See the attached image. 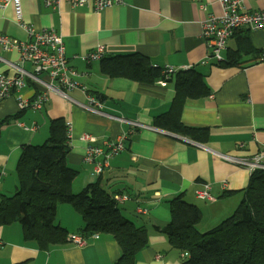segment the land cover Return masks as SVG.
<instances>
[{"label":"crops","instance_id":"obj_1","mask_svg":"<svg viewBox=\"0 0 264 264\" xmlns=\"http://www.w3.org/2000/svg\"><path fill=\"white\" fill-rule=\"evenodd\" d=\"M121 6L95 11L91 6L73 7L64 2L56 9L44 0H22L23 21L37 31L54 30L63 37L66 56L79 76V87L68 94L79 104L88 96L103 104L105 115L83 109L58 94H51L42 110L20 111L17 93L0 106V121L9 119L0 135V195L16 193L17 165L22 147L44 143L51 120L62 118L70 127L71 151L68 166L77 170L72 192L80 193L90 184L100 183L114 196L130 200L118 205L122 215L148 233V246L136 264H181L183 254L172 248L159 232L171 221L169 202L177 197L201 211L198 230L207 233L231 217L244 198L252 171L223 156L250 159L264 153V29L237 31L227 43L224 60L231 51L242 49L248 40L258 54H244L240 66L221 67L207 60L210 50L202 37L207 15L222 14L219 0H212L206 13L193 0H123ZM250 12L264 11V0H245ZM0 35L28 41L29 34L16 20L13 6L0 9ZM104 47V58L141 54L156 67L171 66L179 71L195 69L202 73L211 95L187 100L181 121L190 128L208 132L206 143H199L153 126L154 118L169 111L175 90L173 83L161 97L146 95L137 83L109 78L101 73L100 62H83L73 56L86 55ZM0 57L31 72L29 63L20 62L17 51L0 47ZM0 62V75H14ZM86 88L84 91L83 88ZM40 88L28 84L21 96L34 100ZM108 116L139 122L147 129H134ZM99 140H116L127 135L126 150L108 162L100 176L84 163L85 135ZM210 185L212 201L199 200L196 192ZM145 210L140 213L139 210ZM56 222L67 232V243L40 251L26 242L22 227L15 223L0 227V264H116L121 256L110 235L88 237L85 246L69 241L81 234L83 220L70 205H60Z\"/></svg>","mask_w":264,"mask_h":264},{"label":"trees","instance_id":"obj_2","mask_svg":"<svg viewBox=\"0 0 264 264\" xmlns=\"http://www.w3.org/2000/svg\"><path fill=\"white\" fill-rule=\"evenodd\" d=\"M244 54H258L248 40L242 49L231 51L221 67L242 65ZM262 55V54H261ZM101 73L137 83L142 93L161 97L166 88L157 83L165 79L162 68L141 54L103 58ZM175 95L167 113L154 118L157 129L206 143L208 132L185 126L181 121L187 100L211 95L202 73L195 69L179 71L168 80ZM9 119L0 121V135ZM70 127L62 118L49 124V135L41 145H24L16 169L18 187L12 196L0 195V227L19 224L26 242L40 251L67 243V232L57 224L60 205H70L81 216V235H110L121 256L116 264H136L138 254L148 246L144 227L127 220L113 196L101 184H90L80 193L72 192L78 171L69 167ZM171 221L159 230L170 246L186 257L181 264H264V170L252 173L244 198L235 213L215 229L201 233L200 209L177 197L169 203ZM26 264V263H23Z\"/></svg>","mask_w":264,"mask_h":264},{"label":"built area","instance_id":"obj_3","mask_svg":"<svg viewBox=\"0 0 264 264\" xmlns=\"http://www.w3.org/2000/svg\"><path fill=\"white\" fill-rule=\"evenodd\" d=\"M199 9L206 13L208 6L212 0H193ZM67 2L73 7L91 6L95 11H103L112 6H121L123 0H44V4L48 8L56 9L60 4ZM245 0H219L222 6V14L217 16L213 13L207 15L203 22L202 37L207 42L210 54L207 60L220 63L224 61V53L227 49L228 40L239 30L249 29L251 31H260L264 29V11L250 12L244 6ZM13 6L18 25L29 34L28 41H19L11 39L5 35H0V47L5 51H17L19 53L20 62L22 64L29 63L33 70L31 72L24 70L20 65L10 63L0 57V62L7 64L13 71L14 75H0V106L11 97L13 93H17V104L20 111L32 108L34 110H42L48 102L51 94H58L65 99L79 104L72 100L69 92L79 87L76 78L79 76L77 70L70 65V60L66 56L63 37L54 30L37 31L29 27L23 21L22 0H0V9H6ZM104 58V47L98 46L96 50L82 56L75 55L73 59H79L83 62L101 61ZM264 61V52L260 58ZM165 79L160 80L157 84L161 87L168 85L177 70L171 66L162 68ZM28 84L40 88L41 92L37 97L28 101L21 96V91ZM85 91L86 88L84 87ZM83 109L95 114L105 115L103 104L95 97L88 96V103L79 104ZM120 123H127L132 130L148 127L135 121H129L124 118L108 116ZM82 140L87 143L84 163L93 165L94 174L100 176L108 162L114 156L126 150L127 135L122 134L116 140H99L98 138L85 134ZM227 160L232 161L240 167H244L254 172L256 170H264V153H259L250 159H238L223 156ZM210 185H205L203 190L196 192L199 200L212 201L210 194ZM114 201L120 205L130 200L128 195L115 194ZM145 213V210H139ZM94 236V235H93ZM69 241L75 245L82 247L88 242V237L81 234L69 236ZM185 258L186 256L183 255Z\"/></svg>","mask_w":264,"mask_h":264},{"label":"rangeland","instance_id":"obj_4","mask_svg":"<svg viewBox=\"0 0 264 264\" xmlns=\"http://www.w3.org/2000/svg\"><path fill=\"white\" fill-rule=\"evenodd\" d=\"M42 143H40V144H36V145H41Z\"/></svg>","mask_w":264,"mask_h":264}]
</instances>
